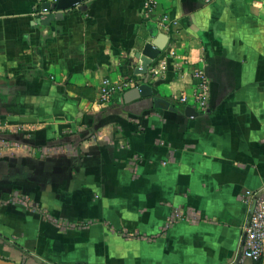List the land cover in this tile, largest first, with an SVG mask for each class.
<instances>
[{
	"label": "crops",
	"instance_id": "crops-1",
	"mask_svg": "<svg viewBox=\"0 0 264 264\" xmlns=\"http://www.w3.org/2000/svg\"><path fill=\"white\" fill-rule=\"evenodd\" d=\"M53 1L0 0V258L256 264L241 251L245 192L264 186V0H86L37 23ZM104 78L133 86L101 103ZM142 83L174 109L125 97Z\"/></svg>",
	"mask_w": 264,
	"mask_h": 264
},
{
	"label": "built area",
	"instance_id": "built-area-1",
	"mask_svg": "<svg viewBox=\"0 0 264 264\" xmlns=\"http://www.w3.org/2000/svg\"><path fill=\"white\" fill-rule=\"evenodd\" d=\"M198 82L194 93V100L201 110L207 106L208 83L202 71L197 72ZM133 86V80L128 78L122 81H112L104 78L98 88V99L101 103H109L116 94ZM138 85H136L137 87ZM185 101V96H180ZM5 141H0V152ZM244 202L249 208L248 220L243 227V242L241 256L257 261L262 258L264 241V186L257 191H246Z\"/></svg>",
	"mask_w": 264,
	"mask_h": 264
},
{
	"label": "water",
	"instance_id": "water-1",
	"mask_svg": "<svg viewBox=\"0 0 264 264\" xmlns=\"http://www.w3.org/2000/svg\"><path fill=\"white\" fill-rule=\"evenodd\" d=\"M85 1L86 0H54L51 4H49L45 8L47 13H45L43 16L38 15L36 17V22L39 24L47 25L53 17H60L62 15V11L70 9L77 5L84 6ZM153 35H155V33ZM161 36H164L166 42L167 41L166 35L161 34ZM161 36H159L158 41L145 43L141 51L136 54V57L140 59L141 63L139 67L135 68L134 73L136 74L145 73L152 60H154L161 51V49H163V47L165 46V42L162 43L160 38ZM151 95H152L154 107L156 108L163 107L171 110L174 109V107L170 105L169 101H167L163 97L156 95V89L147 83L139 84L137 87L128 90L125 94V97L131 98L133 96V98H138V97L151 96ZM187 109L190 112L191 111L194 112L192 108H187ZM0 263L15 264L9 261H4L1 258H0ZM260 264H264V241H263V252H262V258Z\"/></svg>",
	"mask_w": 264,
	"mask_h": 264
},
{
	"label": "trees",
	"instance_id": "trees-1",
	"mask_svg": "<svg viewBox=\"0 0 264 264\" xmlns=\"http://www.w3.org/2000/svg\"><path fill=\"white\" fill-rule=\"evenodd\" d=\"M255 262H256V264H260V262H261V259H259V260L255 261Z\"/></svg>",
	"mask_w": 264,
	"mask_h": 264
}]
</instances>
